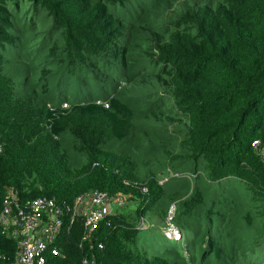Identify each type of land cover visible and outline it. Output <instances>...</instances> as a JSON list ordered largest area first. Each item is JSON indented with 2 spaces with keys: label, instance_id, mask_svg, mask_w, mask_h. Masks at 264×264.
I'll list each match as a JSON object with an SVG mask.
<instances>
[{
  "label": "trees",
  "instance_id": "1",
  "mask_svg": "<svg viewBox=\"0 0 264 264\" xmlns=\"http://www.w3.org/2000/svg\"><path fill=\"white\" fill-rule=\"evenodd\" d=\"M18 42L39 61L38 78L17 80L0 51V212L9 189L22 203L71 202L97 189L133 200L115 227L101 223L94 247L80 246V218L65 225L50 264H82L89 253L98 264H264V158L253 145H264V0H0V49ZM91 67L131 83L154 77L165 102L135 113L136 98L119 92L105 98L109 107L87 99L51 109L49 78ZM137 117L155 128L147 145L196 176L181 201L198 223L196 236L181 239L196 245L188 257L138 249L137 225L164 187L154 174L141 181L136 159L107 148L132 135L130 144L147 148ZM66 132L85 161L62 145ZM17 253L0 228V264Z\"/></svg>",
  "mask_w": 264,
  "mask_h": 264
},
{
  "label": "rangeland",
  "instance_id": "2",
  "mask_svg": "<svg viewBox=\"0 0 264 264\" xmlns=\"http://www.w3.org/2000/svg\"><path fill=\"white\" fill-rule=\"evenodd\" d=\"M1 52L4 55L5 71L15 75L17 80L20 81L21 78H38V70L34 65H38L39 61L32 63L31 58L25 54L26 49L22 43L18 42L17 45L7 44L5 48L1 49ZM59 74L60 72H55L49 78V91L52 93L55 90V93L59 96L58 101L64 98L71 105L79 103L83 98L104 100L109 94L119 92L128 93L132 98H136L135 113H142V110L150 109L153 106L158 111L159 106L165 102L160 98V92L163 88L154 77L144 78L143 81L135 80L131 83L120 71H115L109 79L100 80L97 85H93L92 79L85 75L73 82L66 74L61 76ZM38 91L40 92V89ZM19 93H22L21 89H19ZM136 126L137 132L146 130L149 133L146 136V145L154 139L155 128L152 121H145L142 117H137ZM134 137L132 135L123 140H111L107 148L117 153L126 152L133 159H136L138 176L141 181L147 180L152 174L159 176L160 179L165 180L167 178L163 182L164 193L161 198L144 213L146 228L138 232V249L149 253H154V251L163 252L167 249L169 252H178L188 257V250H196V245L192 243L186 245L183 240L177 239L178 241H176L174 238L167 237L165 229L168 227L166 219L169 216V211L171 212L175 205L177 211L173 220L174 225L182 232L187 233L188 238L191 237V234L196 236L198 223L195 218L188 217L186 213L182 212L181 208V201L191 191L189 187L195 182L196 176L192 167L184 165L179 160H172L168 154L160 149H153L150 145H147L144 150L135 147L136 143L130 144L128 142L133 141ZM61 138L62 145L67 149L70 156L77 155L79 159L82 158L85 161L83 153L78 152L75 148L76 139L70 132L64 133ZM125 141L126 143H123ZM230 186L235 187L234 184ZM132 201L128 200L120 211L127 213ZM197 257H199V254H197Z\"/></svg>",
  "mask_w": 264,
  "mask_h": 264
},
{
  "label": "built area",
  "instance_id": "3",
  "mask_svg": "<svg viewBox=\"0 0 264 264\" xmlns=\"http://www.w3.org/2000/svg\"><path fill=\"white\" fill-rule=\"evenodd\" d=\"M253 145L264 155L261 140H254ZM124 202V196L119 193L110 194L97 189L80 193L73 202L38 196L22 203L16 191L9 189L3 199L0 225L3 233L17 239L18 253L8 264H50L53 257L61 255L58 239L62 229L66 224H74L78 218L85 228L80 246L90 240L94 247V232L103 221L108 227L115 226L112 216ZM97 245L104 248L101 242ZM82 264H98L96 255H85Z\"/></svg>",
  "mask_w": 264,
  "mask_h": 264
},
{
  "label": "clouds",
  "instance_id": "4",
  "mask_svg": "<svg viewBox=\"0 0 264 264\" xmlns=\"http://www.w3.org/2000/svg\"><path fill=\"white\" fill-rule=\"evenodd\" d=\"M0 51H1V49H0ZM2 53V52H1ZM3 54V53H2ZM3 60H4V55H3ZM101 70L100 69H96V68H93V67H91V69H89V70H85L83 73H81V74H77V76L75 77V78H73L72 79V81L74 82V81H77V79H79L81 76H88V77H90L91 79H92V82H93V85H97L98 84V82L100 81V80H107V79H109L110 77H111V75H113L114 73H115V70H111L110 71V74L108 75V76H104V75H100L101 74V72H100ZM95 73H99V75L97 76ZM120 87H121V85H120ZM113 95H115V93L114 94H109L108 96H107V99H109V97H111V96H113ZM88 97V96H87ZM86 97V98H87ZM58 99H59V96H58ZM58 99H57V101H56V103L57 104H60L59 106H62V108H69V107H71L72 105L71 104H69V102L66 100V99H64V98H61L60 99V101H58ZM85 98H83V99H81L80 101H79V103L80 102H85L87 99H85ZM89 100H91V99H89ZM91 101H95V102H97L98 104H105V106L106 107H109V101L107 100L106 101V99H104V100H102V99H96V100H91ZM76 104H78V103H76ZM74 105V104H73ZM51 106V109H53V110H55V107L54 106H56L55 104H52V105H50ZM0 142H1V139H0ZM261 156L264 158V155H262L261 154ZM160 178V177H159ZM167 180V178H165V180L164 179H160V183H162L163 185H164V181H166ZM128 182V184H129V181H126V183ZM141 191L142 192H144V193H147L148 192V188H147V186H145V185H143L142 187H141ZM79 195V194H78ZM77 195V196H78ZM76 196V197H77ZM124 196V195H123ZM75 197V198H76ZM124 198H125V196H124ZM71 202H73V201H71ZM127 202H128V200L125 198V202H124V204L123 205H125V204H127ZM123 205L119 208V210L117 211V212H115V214L112 216V217H115V215H118V214H120V213H123L122 211H120L121 210V208L123 207ZM148 210V209H147ZM176 211H177V208H176V206L174 205L173 206V208H172V210H171V212L169 211V216H168V218L166 219V221H167V223H168V227L165 229V235L167 236V237H169V238H174L175 240H177V239H182V237L184 236V232H182V230H180L178 227H176L175 225H174V223H173V220H174V218H175V213H176ZM113 221H114V219H113ZM114 224H115V222H114ZM66 225H69V226H71L70 224H66ZM73 225V224H72ZM65 227V226H64ZM113 227H115V226H113ZM0 228H1V232L3 233V230H2V227H1V225H0ZM137 228L139 229V231L141 230V229H143V228H146V226H145V216H144V214L142 215V217H141V220L139 221V223H138V225H137ZM64 229V228H63ZM62 229V230H63ZM85 229V228H84ZM95 233V232H94ZM3 234H5V233H3ZM85 234V233H84ZM6 236H7V234H5ZM61 235V234H60ZM93 236H94V234H93ZM93 236H92V239H93V242H94V246H95V241H94V239L95 238H93ZM7 237H11V238H14V237H12V236H7ZM59 238H60V236H59ZM16 239V238H15ZM16 241H17V239H16ZM58 241H59V239H58ZM99 242H101V241H99ZM101 243H103V242H101ZM103 245H104V243H103ZM58 246H59V244H58ZM60 247V246H59ZM91 247H92V245H91ZM100 248V247H99ZM101 249V248H100ZM61 250V249H60ZM61 254H62V251H61ZM60 256V255H59Z\"/></svg>",
  "mask_w": 264,
  "mask_h": 264
}]
</instances>
